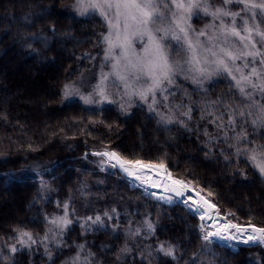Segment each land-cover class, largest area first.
Returning a JSON list of instances; mask_svg holds the SVG:
<instances>
[{"label": "trees", "instance_id": "16d2710c", "mask_svg": "<svg viewBox=\"0 0 264 264\" xmlns=\"http://www.w3.org/2000/svg\"><path fill=\"white\" fill-rule=\"evenodd\" d=\"M72 1L0 0V264H72L78 253L80 264H264L261 244L208 243L186 206L148 196L117 172L74 157L26 165L48 153L115 151L184 181L228 221L264 228V183L243 154L264 145V127L240 117L235 131L217 127L220 115L227 125L226 106L240 104L234 84L226 77L205 90L186 84L156 111L66 99L65 86L102 60L107 32L97 16L66 14ZM189 109L191 119L183 115ZM242 131L251 145L236 138ZM61 216L72 221L63 231L50 222ZM96 216L103 224L87 220ZM20 230L37 243L12 254ZM161 243L175 246V260L157 251Z\"/></svg>", "mask_w": 264, "mask_h": 264}, {"label": "snow or ice", "instance_id": "6c2138e0", "mask_svg": "<svg viewBox=\"0 0 264 264\" xmlns=\"http://www.w3.org/2000/svg\"><path fill=\"white\" fill-rule=\"evenodd\" d=\"M239 3L244 5V8L240 12H232L226 6L233 3V0H222L225 7H215L209 4L208 0H75L72 8L77 13V15L85 16L89 14L99 13L105 20H107L109 27H113L112 21L108 18L109 12H112L117 20L123 17L125 21L131 19L139 28H142L143 32L149 36L154 46L155 60L151 62L147 67L138 66L136 64L130 63V71L120 72L114 71L111 75L118 78L124 83V87L128 88V80L134 78L136 80L140 79L141 74H147L151 79V84L148 88L139 90L135 94L139 95L141 100L147 101L149 95L152 97V104H156L157 93L164 95V99H167V95L172 93L169 91L175 80V67L170 58L165 51V44L163 43L166 39H176L180 40V37L175 34V29L183 32L185 38L188 35V29L182 26V23L186 24V21L191 18L193 10L196 11V15H199L200 11H203L205 15L211 16L212 23L207 27L216 30L219 35H213L210 39L220 40V36L223 37V41L214 45L213 48H206L205 51L214 59L211 61L215 64L216 72H225L228 76L235 81L234 87L237 89L240 95V104L235 107L231 105L226 106V111L230 112L227 125L223 123V115L217 116L216 119L220 120L221 123L217 125L218 128L224 129L227 126H231L232 130L235 131L237 125V117L242 118L241 124H252L253 127H264V30L261 29L260 23H257V9L264 12V0H238ZM167 13V14H166ZM237 18L241 20V24H237ZM168 22L167 26L155 27L157 25H164ZM219 21L217 24L216 22ZM251 21V23H250ZM174 25V27H173ZM125 29L128 28L127 23L124 25ZM155 32L162 33L159 38L154 35ZM205 31H201L199 35H206ZM259 36L260 39L257 40L254 37ZM231 38V39H230ZM104 40L109 43V47L105 52V59L112 53V48L114 47L109 36H105ZM188 46L193 49L194 46L191 41H188ZM214 48L218 50H214ZM240 61V64H237ZM195 64H200L201 61L198 57L193 56V61ZM205 63H207V57H205ZM119 60L112 65L113 69H118ZM128 67V66H126ZM201 75L206 72L205 68L198 69ZM212 73H209L211 75ZM109 74H103L102 80H107ZM194 82L199 83L194 79ZM69 87L65 86V95H69ZM99 95L103 99H108V93L106 89L100 88L98 86ZM111 102V101H110ZM211 105H216L221 103V101L215 100L209 102ZM179 107V106H177ZM152 109V105H149ZM154 110V109H152ZM191 109L188 112L183 113L188 119H191L190 115ZM212 113L209 112V115ZM164 118L162 117V120ZM167 122H171L169 117ZM215 122V121H213ZM207 134V133H206ZM238 141L244 142L246 144H252L248 140L246 131H242L237 134ZM241 150L237 149V155H240ZM243 154L247 156L248 162L251 166L256 169L262 177H264V145L251 146L244 149ZM94 155H99L107 157L109 160H115L116 164L127 173L129 176H135L139 179L140 176L137 172H134L133 168H138L143 170L145 168L153 167L151 164H145L141 160H126L122 158L115 151H105L102 153H94ZM113 165V167L116 166ZM161 168L164 165L161 163L159 166ZM173 184L181 185L184 188H188V185L179 179L172 181ZM177 195H184L183 192L178 189L173 188ZM199 196V193H197ZM166 202L171 203V198H162ZM188 200H192V205H188L189 211L199 215L201 221L205 219L212 220L213 225L206 226L204 223L200 225L201 232L203 233V240L208 243L213 242V238H217L221 235V226L214 220L213 214L209 209L216 210V215L218 216V210L214 204L205 200L202 196L199 200L188 197ZM187 204V200L184 201ZM205 205L208 207L206 208ZM67 209V205H64ZM115 212V209H113ZM111 219V216L106 212L104 214ZM88 221L93 224H103L100 216L87 217ZM52 224L61 226V231L72 223L71 220L67 219L66 216L57 217L50 221ZM215 226L216 231H206V227ZM83 227V225H82ZM224 231H230L235 229L236 234H242L247 231V227H251L253 235H249L244 243L249 241L264 243V228L257 227L255 225L249 224L248 226H242L238 223H226L223 226ZM148 228L150 231L154 232L153 225L148 223ZM139 234V230H137ZM259 234V235H255ZM25 237L27 239H25ZM231 239H236L237 235H232ZM45 240L49 237L46 235ZM53 239H55L53 237ZM18 243L21 248L18 249L16 245H11L9 250L12 254L23 248H30L31 244L37 243L33 238L32 233L20 230L18 237ZM29 241L31 244H29ZM57 246L59 242L57 241ZM83 250L84 245L79 246ZM122 252H127L129 249L125 248L121 250ZM157 251L163 253L166 256L171 257L173 260L176 259L175 246L169 245L165 247L163 243L160 244ZM46 254L51 256L50 251L46 247ZM91 255V254H90ZM151 256V252L148 253ZM146 258V257H145ZM72 264H80L79 253L75 258H73ZM84 264H91V262L85 258Z\"/></svg>", "mask_w": 264, "mask_h": 264}, {"label": "rangeland", "instance_id": "374dc122", "mask_svg": "<svg viewBox=\"0 0 264 264\" xmlns=\"http://www.w3.org/2000/svg\"><path fill=\"white\" fill-rule=\"evenodd\" d=\"M75 0L64 7V11L71 17L75 18H86L90 16H97L99 17L107 27V32L105 36H109L110 40L112 41L114 47L112 48V53L105 59V53L101 61L94 64L87 73L83 74L78 81L71 83L69 86V95H65L66 99H79L88 107L93 106H103V105H117L120 108L129 111L133 107L136 106H146L148 109L149 105H152V109L156 111L158 106L161 104L162 101H165L164 95L157 93L156 100L158 101L156 104H152V97L149 95L147 101L141 100L139 95L135 94L139 90L146 89L151 84V79L148 75L141 74L140 79L136 80L134 78H130L128 80V84L130 85L128 88L124 87V83L120 81L115 76L111 75L114 71L120 72H128L130 71V63L136 64L138 66H145L147 67L151 62L155 60L154 54V46L152 41L149 39V36L143 32L142 28H139L131 19L125 21L123 17H120L117 20V17L113 15L112 12H109V19L112 21L113 27H109V24L105 18L100 15L98 12L95 14H89L85 16L77 15V13L72 8ZM209 4L215 7H225L223 5L222 0H218L215 2L208 0ZM259 2V0H257ZM232 12H240L241 9L244 8V5L239 3L238 0H233V3L226 6ZM197 10H193V14L190 19H188L185 23H182V26L188 29V35L185 38L183 32H180L178 29H175V34L180 37V40L176 39H166L163 41L165 44V51L167 52L170 62L173 63L175 67V77H174V84L170 88V92H179L181 91V87L185 86L186 84L193 85L197 90H205L206 86L217 80L220 77H226L229 79L233 84L235 81L231 79L230 76L227 75L225 72H216L215 71V64L211 61L214 59L211 57L206 51V48H213L214 45H217L219 42L223 41V37L220 36V40L217 41L215 39H210L213 35H219V33L212 29L208 28L207 26L212 23L211 16L205 15L203 11L199 12V15H196ZM257 23H260V27L264 30V12L257 9ZM167 14V13H166ZM127 23L128 28L125 29L124 25ZM217 24L219 21L216 22ZM251 23V21H250ZM168 22L166 21L164 25H157L155 27H163L167 26ZM237 24H241V20L237 18ZM174 27V25H173ZM201 31H205L206 35H199ZM154 35L159 38L162 35L160 32H155ZM255 39L259 40L260 37L256 36ZM231 39V38H230ZM188 41H191L194 46L193 49H190L188 46ZM105 52L109 47V43L105 41ZM214 50H218L214 48ZM193 56H196L200 59V64H195L193 61ZM205 57H207V63H205ZM119 60L118 69L114 70L112 65L115 64ZM240 61H237V64H240ZM128 66V67H126ZM205 68L206 72L204 75H201L198 69ZM209 73H212L209 75ZM103 74H109L107 80H102ZM199 81V83L194 82ZM98 86L100 88L106 89L108 93V99H103L98 92ZM167 97L169 96L167 93L165 94ZM111 101V102H110ZM150 109V110H152ZM153 111V110H152ZM109 150H96V149H80V150H69L63 152H56V153H48L45 155H38L36 157L28 158L26 160V165L28 166H42L46 163H50L53 161H58L62 159L68 158H82L88 160L90 163L88 164L92 167L94 164L99 165L104 171L108 172H117L121 174L123 178H125L132 187L141 188L148 196H152L153 198L159 201H166L162 198H171V200H176L178 203L186 206L188 208V203L185 204L179 198V195H171L168 193H161L157 194L152 191H149L147 187L144 186V180H150V177L153 174H160L166 177V181L172 183L173 179L167 172L163 169H156L155 167L145 168L140 170L138 168H133L134 172H137L140 176L139 179L135 178V176H129L125 173L118 164H116L115 160H109L107 157L94 155V153H102ZM116 164L115 167L113 165ZM257 175L264 183V177L260 175V173L255 169ZM156 183H160V181L156 178ZM163 183V182H162ZM162 184H160L159 188ZM181 186V185H178ZM185 189L183 186H181ZM188 188L192 189L193 192L198 193L194 188L188 186ZM199 196H201L199 194ZM205 199V198H204ZM206 200V199H205ZM189 209V208H188ZM194 214V213H193ZM199 218V215L194 214ZM214 220L221 226V235L225 237L227 240L225 242H220L221 244L227 245L232 249H236L240 244H261L264 246V243L252 242L249 241L248 243H244L247 240L249 235H253L251 227H247V231L242 234H236L235 229H231L230 231H224L222 225L229 223L224 216L218 213L216 215V210L213 216ZM204 223L206 226L213 225L212 220L201 221L199 218V227ZM233 223V222H231ZM57 230L61 229V226L54 225ZM206 231H216L215 226L206 227ZM203 237V233L201 232ZM232 235H237L236 239H231ZM259 235V234H255ZM213 241H217L213 238Z\"/></svg>", "mask_w": 264, "mask_h": 264}, {"label": "bare ground", "instance_id": "6f19581e", "mask_svg": "<svg viewBox=\"0 0 264 264\" xmlns=\"http://www.w3.org/2000/svg\"><path fill=\"white\" fill-rule=\"evenodd\" d=\"M158 179L160 181V183H156L155 182V179ZM166 181V177L163 175H160V174H153L151 177H150V180H144L143 184L145 187L148 188L149 191H152L154 193H157V194H161L160 190H159V186L160 184H162V182ZM153 189V190H152ZM183 193H184V201L187 200V203L189 205H192V200H188V197L189 196H192L193 198L199 200L201 196H198V195H194L193 194V190L190 189V188H185L183 190ZM192 193V194H191ZM193 207H195V205H192ZM205 207L207 208L208 206L205 205ZM209 211L213 214L214 216V213H215V210H212V209H209ZM208 220V219H207ZM223 226V225H222Z\"/></svg>", "mask_w": 264, "mask_h": 264}, {"label": "water", "instance_id": "95a60500", "mask_svg": "<svg viewBox=\"0 0 264 264\" xmlns=\"http://www.w3.org/2000/svg\"><path fill=\"white\" fill-rule=\"evenodd\" d=\"M175 188V189H178L179 191L183 192V188L181 186H178L176 184H173V183H170L168 181H164L161 185V187L159 188L160 192L161 193H168V194H171V195H177L176 191H173L172 189ZM153 190V189H152ZM192 194V193H191ZM194 195H197L196 192H193ZM184 196L185 195H179V198L184 201ZM215 240L217 241H220V242H225L227 239L225 237H223L222 235H220L219 237L217 238H214Z\"/></svg>", "mask_w": 264, "mask_h": 264}]
</instances>
